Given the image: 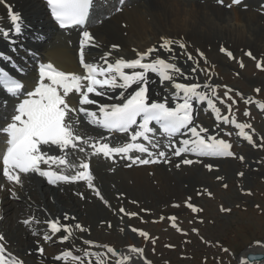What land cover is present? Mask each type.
Instances as JSON below:
<instances>
[{
  "label": "bare ground",
  "instance_id": "obj_1",
  "mask_svg": "<svg viewBox=\"0 0 264 264\" xmlns=\"http://www.w3.org/2000/svg\"><path fill=\"white\" fill-rule=\"evenodd\" d=\"M251 1L254 2L256 8L240 3L232 4L230 8L233 14H230L228 10H225V5L220 6L222 3H218V0H130L129 7L126 6L113 17L88 30L93 41L85 49V62L103 64L100 58L105 52H110L107 58L109 62H114L117 58L131 60L136 58V51L144 52L149 47H155L157 51L149 57V60L159 57L166 62L175 63L183 73L189 76V79L185 80L182 76L174 75L175 82L214 85L215 95H212L211 87L200 90L207 93L215 108L219 110V118L206 102H202L194 103L193 120L196 121V125L208 129V133H202V135H213L228 142L229 139L225 138L227 134L224 131L229 130L228 133L236 131L241 147L234 151L233 157H197L191 154L176 157L172 155L175 148H166L165 144L174 143L179 147V141L182 138H188L178 135L171 142H158V148L148 147V151L153 153L152 157H149L147 152L141 157V159H157L159 152L164 151L169 160L168 163H164L160 158V162L151 165L131 164L128 167L126 165L129 163L119 159L103 160L99 155H93L95 149L91 146L94 140L102 135L109 137L107 141H103L107 143H121L126 140V137L120 139L121 136L114 137L111 134L99 132L79 112L78 119H73L79 121L73 125L74 134L81 137L79 140L72 141L75 147L70 146L61 151L59 147L53 146L48 152L49 156L65 159L66 163L58 164L50 161L51 167L49 165L41 167L71 176L83 171L79 167L82 162H88L94 188H90L84 180H78L76 185L65 182L51 185L35 174H22L21 186L8 182L3 177V167H0V186H3L0 188V206L2 207L0 234L4 236L2 243L6 256L14 254L23 261V264H63V262L54 261L53 257L70 249L76 255H82L83 252L105 253V264H117L121 255L130 256V264H155L156 261L147 253V249H141L140 237L139 244L128 246H118L117 243L108 240L113 236L117 238L128 236L127 226L137 228V224H142L153 214L168 209L172 212H186L191 208L189 204L196 205L200 209L201 204L197 202V194L201 196L203 193L201 190L208 187L212 190L213 185H217L220 180L228 182L234 176L233 171L236 168L244 169L243 175L250 177L255 173L256 168L263 165L258 148L259 132L254 135L252 133L254 129L246 127L244 131L252 138L249 142L240 135V130L231 123V120L228 119V123L224 122L223 118H228V116L226 111H223L221 100H219L221 98L217 96L220 84L215 77L205 72L206 69L215 70V59L219 57L223 60V55L228 60H223V62L235 67L231 61L237 58L242 65L244 63L240 58L242 54L240 56L238 54L240 53L239 47H243V44L245 47L251 46L254 50L264 52V26L257 23L264 21V0ZM9 9L12 14L19 15L22 28L19 34L14 32ZM5 31L9 33L7 37L4 35ZM27 32L31 33V36L41 34L52 36L45 43L30 40L28 44V48L34 49L42 58L53 60L66 71L79 69L80 42L76 39L78 35L75 39L68 37L66 41H62V34L56 33L43 0H3L0 2V48L10 49L12 46L16 48L13 42L19 41L18 36ZM11 37H13L12 42H10ZM161 37L182 39L187 45V53L192 54L197 63L188 61L184 50H180L178 46H173L171 53L160 48ZM57 39L60 40L58 43H56ZM70 40L73 41L72 48L68 46ZM112 45H118V48L112 49ZM221 47L226 51L221 52ZM245 47H243L244 52H246ZM197 49L204 54V58L199 57ZM217 50L220 52L218 53ZM227 52L232 53L231 58ZM247 58L243 56V60L246 61ZM236 67L238 68L237 64ZM193 68L196 69L195 72L192 71ZM148 75L151 80L150 95L153 99L162 101L168 95L165 88L169 92L175 91L171 81H166L162 85L156 75L152 73ZM118 92L119 90H117V95ZM157 93L160 95L157 96ZM90 98L102 103L114 102L107 97H97L94 94H90ZM168 103L173 106L170 96ZM89 109L98 113L96 105H90ZM251 113L250 116H252ZM197 130L199 131V128ZM85 140L88 143H84ZM80 148L84 151L81 152ZM259 154L260 159L257 157ZM184 158L200 162L185 165L181 163ZM233 160L235 163L229 169L227 164ZM177 164H180L179 168L176 167ZM206 164L212 165L211 170L205 167ZM71 165H76V167H71ZM94 189L100 192L103 199L96 195ZM13 192H15V197L12 195ZM183 194L185 199L182 202L173 200L175 196ZM189 196L192 198L187 201ZM104 200L108 202L106 206L103 205ZM121 208L124 209L123 212L120 211ZM65 213L69 217L67 220L64 219ZM131 213L136 215L132 216ZM15 217L19 219L16 224ZM30 218L34 219L29 225L22 223ZM57 218L60 219L61 224L69 225L70 229L75 227L76 221L80 219L84 222L83 228L88 233L79 236L73 229L70 233L61 229L54 236L49 232L52 239L44 241L43 232L47 228L44 221ZM112 227L115 228L113 232ZM33 232L39 234L33 235ZM65 235H68L69 239L62 241ZM85 241H91L93 244H86ZM105 245L115 249L117 255L108 254L107 249L103 247ZM41 246L44 249L43 259L36 251ZM130 248H139L142 252L130 253ZM249 252L264 254V242L249 247L237 259L236 264H240L241 260L245 261V264H264V258L257 262H247L245 257ZM158 260L162 261L159 258Z\"/></svg>",
  "mask_w": 264,
  "mask_h": 264
},
{
  "label": "snow or ice",
  "instance_id": "obj_2",
  "mask_svg": "<svg viewBox=\"0 0 264 264\" xmlns=\"http://www.w3.org/2000/svg\"><path fill=\"white\" fill-rule=\"evenodd\" d=\"M0 2H3V0H0ZM46 2L56 23L61 29H64L73 26L82 28L86 26L94 0H46ZM123 2L124 0H120L121 5ZM218 3H223V0H218ZM239 3L240 0H232V4ZM116 10L119 11L120 9L117 8ZM9 16L14 25V32L19 34L22 30L19 15L12 14L11 9H9ZM4 35L7 37L9 33L5 31ZM80 35V65L84 69V75L66 73L56 69L51 63H40L38 66V80L34 89L25 92L26 86L21 80L11 77L7 72L0 71V85H3L5 93L14 99H19L20 96L24 97L14 106L11 122L0 128V136L6 137V140L0 141V143L6 144V148L0 151V157H2L3 163V177L8 182L22 186L23 182L20 174H35L45 178L51 185H56L58 182L84 180L90 188H94L93 176L90 173L88 162H82L79 167L83 171L71 176L62 174V172L44 170L41 167L42 165L51 167L50 161L65 164V159L49 156V150L53 146L59 147L61 151L70 146L75 147L72 141L81 139V137L74 134L73 128V125L79 123V121L68 119V113L76 111L66 103L65 98L70 93L79 95V112L86 117L91 125L108 133L127 134L130 141H132L131 143H125L122 147H112L109 143L103 142L107 141L109 137L102 135L94 140L91 145L95 149L93 155L102 153L105 158H110L113 154L123 153L125 158L131 159L132 164L157 163L160 162V158L163 159L164 163H168L169 160L164 151L159 152V158L157 159H141L138 156L135 158L128 156L129 152L138 151L140 153L147 152L148 156L152 157V152L148 151L143 145L135 143V141L138 138H143V140L152 143L153 148H158L159 144L153 142L152 136L149 135L154 136L157 129L160 135L166 137L170 142L178 135L188 137L179 141V147L174 143L165 144L166 148H175L172 155L176 157H180L182 154H191L197 157H231L234 155L230 151L231 144L213 135H202V133L207 134L208 129L199 125L193 126L194 103L206 102L219 118V110L215 108L207 93L200 90L201 88L211 87L212 95H215L214 85L175 82L174 75L182 76L185 80H188L189 76L183 73L175 63L166 62L159 57L149 60V57L157 51L155 47H149L144 52L134 50L136 51V58L131 60L117 58L114 62H109L107 58L110 52H105L104 56L100 58L103 64L85 62V49L91 45L93 37L87 30L82 31ZM161 41L160 48L171 53L173 46H178L180 50H184L188 61L197 63L193 55L187 53V45L182 39L161 37ZM111 48L117 49L118 45H112ZM220 50L221 52L226 51L223 47ZM196 51L199 57L204 58V54L199 49ZM247 54L251 55V53ZM227 55L231 58L232 53L227 52ZM260 66L257 63V67ZM20 71L23 73V69H20ZM192 71L195 72L196 69L193 68ZM149 73L156 75L162 85L166 81H171L175 91L169 92L165 88L168 95L162 101L153 99L150 95L151 80ZM117 90H119L118 95L116 94ZM109 93H112V95H109ZM90 94L97 97H107L114 102L102 103L90 98ZM159 95L157 93V96ZM169 96L173 106L168 103ZM225 96L231 99L228 92H225ZM246 102H250V98ZM232 103L235 104L236 101L233 100ZM257 104L259 107L264 108V105H260L258 102ZM0 105L6 109L7 101H0ZM90 105H96L98 113L86 107ZM245 115H248V113L245 112ZM4 118L7 119V117ZM223 119L225 123H228L227 117ZM232 123L240 130V135L251 142L252 138L244 131L250 125L236 124L235 120ZM84 143H88V141L85 140ZM80 151L83 152L84 149L80 148ZM194 162L199 163L200 161H193L188 158L181 161L185 165H191ZM126 166L130 167L131 164ZM71 167H76V165H71ZM176 167L179 168L180 164H177ZM205 167L211 170L212 165L206 164ZM239 175H243V173ZM2 187L0 186V188ZM95 193L103 199L98 190H95ZM12 195L15 197V192ZM188 206L192 208L193 212L197 211L194 206L190 204ZM120 211L123 212L124 209L121 208ZM130 215L136 214L131 213ZM32 219L34 218L26 219L22 223L29 225ZM64 219H69L67 213H65ZM44 223L47 226L43 232V239L46 242L52 239L49 232L54 236L61 229L68 233L71 231L70 226L61 224L59 218L55 220L48 219ZM75 227L81 231H86L79 223ZM133 231L137 230L133 229ZM38 234V232H33V235ZM140 235L145 236L146 234L140 232ZM68 239V235L62 237V241ZM3 241L4 236L0 234V264H23V261L14 254L6 256ZM85 243L93 244L91 241H85ZM103 247L107 249L108 254L117 255L116 250L112 247L107 245ZM36 251L43 259V247H38ZM129 252L141 253L142 250L130 248ZM105 255V253L99 252H83L82 255H76L69 249L56 255L53 259L57 262H63V264H85V261L86 264H105ZM130 259L128 255H121L117 264H130ZM240 264H245V261L241 260Z\"/></svg>",
  "mask_w": 264,
  "mask_h": 264
},
{
  "label": "rangeland",
  "instance_id": "obj_3",
  "mask_svg": "<svg viewBox=\"0 0 264 264\" xmlns=\"http://www.w3.org/2000/svg\"><path fill=\"white\" fill-rule=\"evenodd\" d=\"M229 3L232 5V0H224L220 6L225 5V10L233 14ZM240 4L256 8L251 0H242ZM257 23L264 26V21ZM244 45L242 46L245 47ZM243 47H239L240 53L238 54V56L242 54L240 58L244 62L243 67L237 58L231 61L235 67L223 62V60L228 61L223 55V60L219 57L215 59V70L206 69L205 72L219 82L220 92L217 96L223 101L220 103L227 116L232 121L235 120L236 124H249L254 129L252 130L254 135L259 132L258 148L261 152V159L260 154L257 157L263 160V165L256 168L255 173L250 177L239 175L244 174V169L236 168L233 171L234 176L228 182L220 180L222 182L219 181L217 185H213L212 190L209 187L201 190L203 191L201 196L197 194V202L201 204V210L196 205H192L197 211L193 212L192 208H189L186 212L180 213L168 209L153 214L147 220L145 219V222L142 221V224H137V228L127 226L128 236L121 238L113 236L108 240L109 242L117 243L118 246H128L139 244L140 237L142 250L147 249V253L156 261L155 264H236L237 259L249 247L264 242V108L257 104L258 102L264 105V52L254 50L251 46H246V52H244ZM217 52L220 51L217 50ZM244 55L248 57L246 61L243 60ZM257 63L261 65L259 68ZM225 92H228L231 99L225 96ZM246 94L250 96L247 97ZM249 98L250 102H246ZM233 100L236 101L235 104L232 103ZM245 112L249 116L245 115ZM228 131H224L227 134L225 137H228L230 133ZM239 140L236 131L233 132L229 137L232 145L231 152L234 153L241 147ZM234 163L235 160L229 162L227 167L230 169ZM193 194L194 192L192 196ZM192 196H189L190 199ZM184 199V194L173 198L174 201L180 202ZM106 204L108 202L105 203L104 200L103 205L106 206ZM18 220L15 217V224ZM76 222L84 227L82 220L79 219ZM71 229L79 236L88 233L76 227ZM114 230L115 228L112 227V232ZM140 232L146 235L142 237Z\"/></svg>",
  "mask_w": 264,
  "mask_h": 264
},
{
  "label": "water",
  "instance_id": "obj_4",
  "mask_svg": "<svg viewBox=\"0 0 264 264\" xmlns=\"http://www.w3.org/2000/svg\"><path fill=\"white\" fill-rule=\"evenodd\" d=\"M247 258H248L249 261L261 260L263 258V255L262 254L249 253L247 255Z\"/></svg>",
  "mask_w": 264,
  "mask_h": 264
}]
</instances>
